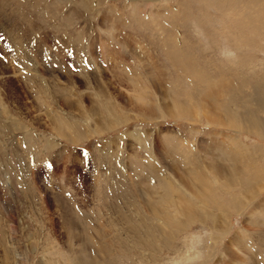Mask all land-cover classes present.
Masks as SVG:
<instances>
[{"label": "rangeland", "instance_id": "1", "mask_svg": "<svg viewBox=\"0 0 264 264\" xmlns=\"http://www.w3.org/2000/svg\"><path fill=\"white\" fill-rule=\"evenodd\" d=\"M0 264H264V0H0Z\"/></svg>", "mask_w": 264, "mask_h": 264}, {"label": "bare ground", "instance_id": "2", "mask_svg": "<svg viewBox=\"0 0 264 264\" xmlns=\"http://www.w3.org/2000/svg\"><path fill=\"white\" fill-rule=\"evenodd\" d=\"M218 82V81H217ZM215 86V85H214ZM217 86V85H216ZM214 88V87H213ZM216 91V90H215ZM218 92V91H217ZM208 93H210L211 95H212V93H211V91L209 90V92ZM209 94V95H210ZM150 96V95H149ZM210 97V96H209ZM150 99V98H149ZM152 99V98H151ZM148 100V99H147ZM153 100V99H152ZM135 101V100H134ZM217 102V101H216ZM138 103V102H137ZM136 103V104H137ZM150 103V102H149ZM135 105V104H134ZM143 105V104H142ZM147 105V104H146ZM150 106V105H149ZM208 106V105H207ZM215 106V105H214ZM150 108H152L151 106H150ZM210 109V108H209ZM199 110V109H198ZM211 110V109H210ZM148 111V110H147ZM170 111V110H169ZM153 112V111H152ZM188 112V111H187ZM170 113V112H169ZM149 114V113H148ZM215 119H216V117H215ZM215 121V120H214ZM216 122V121H215ZM180 167V166H179ZM216 168V167H215ZM181 169V168H180ZM214 169V168H213ZM220 171V170H219ZM217 172V171H216ZM189 173V172H188ZM212 175V174H211ZM219 175V174H218ZM199 176V175H198ZM184 184V183H183ZM189 184V183H188ZM199 184V183H198ZM200 188V187H199ZM194 195V194H193ZM173 198V197H172ZM171 203H174V201L172 202L171 201ZM174 204H176V202L174 203ZM179 204H181L180 203V201H179ZM164 206V205H163ZM168 206V205H167ZM172 206V205H171ZM175 206V205H174ZM173 208H175V207H173ZM179 211H182V213L183 212H186L187 213V215L189 214V210L191 209V207L189 206V205H187V204H184L183 203V205H181V206H179ZM158 210V209H157ZM176 210V209H175ZM174 211V210H173ZM176 212H178V211H176ZM191 213V212H190ZM195 214V213H194ZM190 215V214H189ZM183 216V215H182ZM191 216V215H190ZM167 217V216H166ZM188 217V216H187ZM188 219V218H187ZM215 219V218H214ZM170 220V219H169ZM184 220V219H183ZM202 223V222H201ZM106 242V241H105Z\"/></svg>", "mask_w": 264, "mask_h": 264}]
</instances>
